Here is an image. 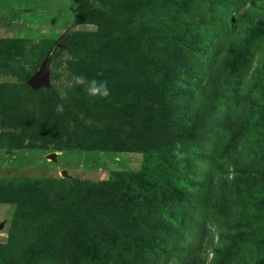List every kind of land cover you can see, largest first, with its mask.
I'll use <instances>...</instances> for the list:
<instances>
[{"label": "rangeland", "instance_id": "rangeland-1", "mask_svg": "<svg viewBox=\"0 0 264 264\" xmlns=\"http://www.w3.org/2000/svg\"><path fill=\"white\" fill-rule=\"evenodd\" d=\"M0 264H264V0H0Z\"/></svg>", "mask_w": 264, "mask_h": 264}, {"label": "clouds", "instance_id": "clouds-1", "mask_svg": "<svg viewBox=\"0 0 264 264\" xmlns=\"http://www.w3.org/2000/svg\"><path fill=\"white\" fill-rule=\"evenodd\" d=\"M76 85H84L86 83V92L90 97H108L110 94V89L107 85L106 81H97L92 79L90 81L85 82L83 76H76L75 78ZM56 110L62 112L63 105L57 104Z\"/></svg>", "mask_w": 264, "mask_h": 264}]
</instances>
